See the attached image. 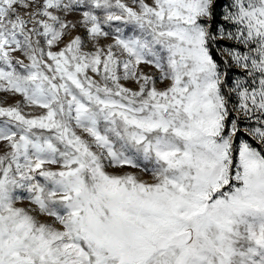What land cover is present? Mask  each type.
Listing matches in <instances>:
<instances>
[{
	"label": "snow or ice",
	"instance_id": "1",
	"mask_svg": "<svg viewBox=\"0 0 264 264\" xmlns=\"http://www.w3.org/2000/svg\"><path fill=\"white\" fill-rule=\"evenodd\" d=\"M218 3L0 0V264H264V0Z\"/></svg>",
	"mask_w": 264,
	"mask_h": 264
},
{
	"label": "rangeland",
	"instance_id": "2",
	"mask_svg": "<svg viewBox=\"0 0 264 264\" xmlns=\"http://www.w3.org/2000/svg\"><path fill=\"white\" fill-rule=\"evenodd\" d=\"M149 2H151V0H149ZM227 2H228V0H223L222 3L219 4V6L217 7V13H218V15H217V21L220 20L219 13L222 11L221 5L222 4H225ZM117 26L124 28L126 35L131 34V32H132L131 26L125 27L121 22H113V27H117ZM78 31L83 32V29H79ZM73 34H75V33H73ZM67 39H68V37H65V40H67ZM111 40H112V36H109L106 41H102V42L103 43H107V42H111ZM222 43H224V42H222ZM142 67H145V70L146 71H149V70L154 71V69H150V68H148L146 66H143L142 65ZM166 84H167V81L165 82V84H158V87H164ZM129 86H133V85L129 84ZM5 98H6V103H8V104L14 103L15 100L20 99L19 96H12L11 94H5V93L0 92V99H5ZM233 102L235 103V98H233ZM244 126H247V124L242 125V127H244ZM250 142L253 143L254 146H255V144H256L255 141H252L250 139ZM2 150H3V146L0 145V151H2ZM108 171L114 172V173L133 172V173H136V174L140 175L144 179H148L149 178V175L147 173H142V172H140L139 169H133V168H130V167L110 168V169H108ZM26 203L27 202H25V204Z\"/></svg>",
	"mask_w": 264,
	"mask_h": 264
},
{
	"label": "trees",
	"instance_id": "3",
	"mask_svg": "<svg viewBox=\"0 0 264 264\" xmlns=\"http://www.w3.org/2000/svg\"><path fill=\"white\" fill-rule=\"evenodd\" d=\"M222 1H223V0H219V3L217 4V7L219 6V4H221V3H222Z\"/></svg>",
	"mask_w": 264,
	"mask_h": 264
}]
</instances>
